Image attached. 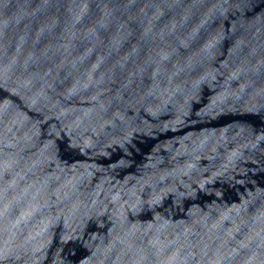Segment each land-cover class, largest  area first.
I'll list each match as a JSON object with an SVG mask.
<instances>
[{
	"label": "water",
	"instance_id": "1",
	"mask_svg": "<svg viewBox=\"0 0 264 264\" xmlns=\"http://www.w3.org/2000/svg\"><path fill=\"white\" fill-rule=\"evenodd\" d=\"M0 264H264V0H0Z\"/></svg>",
	"mask_w": 264,
	"mask_h": 264
}]
</instances>
